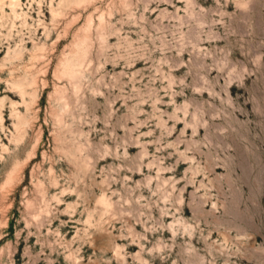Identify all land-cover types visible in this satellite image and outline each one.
Listing matches in <instances>:
<instances>
[{
	"label": "rangeland",
	"instance_id": "obj_1",
	"mask_svg": "<svg viewBox=\"0 0 264 264\" xmlns=\"http://www.w3.org/2000/svg\"><path fill=\"white\" fill-rule=\"evenodd\" d=\"M14 2L0 264H264V0Z\"/></svg>",
	"mask_w": 264,
	"mask_h": 264
},
{
	"label": "bare ground",
	"instance_id": "obj_2",
	"mask_svg": "<svg viewBox=\"0 0 264 264\" xmlns=\"http://www.w3.org/2000/svg\"><path fill=\"white\" fill-rule=\"evenodd\" d=\"M15 2L12 4V5H15L17 4V0H14ZM17 7V5H16ZM62 8V7H60ZM13 13L15 12L13 9H12ZM50 12L52 13V15H54L55 13L57 14V8H52L50 7ZM60 12V11H59ZM23 23H25V20H23ZM102 23V22H101ZM64 75L66 76H71L72 75V68H71V65H68L66 68H64L63 72H62ZM68 84V83H67ZM14 87H16V89L19 91L20 95L24 92L23 90V87L21 85L20 82H14ZM3 105V100H0V124L2 125V116H1V107ZM15 106L16 104L11 102V107H12V116L14 117V119L16 120V122L13 124V128H14V133H11V137L12 139L15 137V134L17 135L20 128H21V125L23 124L24 120L23 118L20 116L19 112H17L15 110ZM2 151L5 152L8 148L7 146H5L4 144L2 145L1 147Z\"/></svg>",
	"mask_w": 264,
	"mask_h": 264
}]
</instances>
